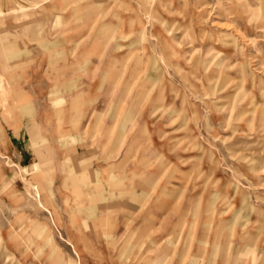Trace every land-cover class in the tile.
I'll use <instances>...</instances> for the list:
<instances>
[{
  "label": "rangeland",
  "instance_id": "rangeland-1",
  "mask_svg": "<svg viewBox=\"0 0 264 264\" xmlns=\"http://www.w3.org/2000/svg\"><path fill=\"white\" fill-rule=\"evenodd\" d=\"M149 1L153 8L172 5L192 13L203 2L214 7L218 2L189 0L185 8L179 2ZM236 4L222 2L223 9L231 8L230 13L215 8L205 21L194 16L192 31L205 33H199L197 41L203 48L194 43L196 49L192 51L190 36L183 34L188 24L180 14L173 24L167 25L170 36L176 37L172 44L193 60L218 53L235 63L240 58L239 46L248 40L243 39V23ZM95 10L102 17L84 18L85 13ZM142 10L141 0H0V264H57L51 258V249L37 236L43 228L60 264H264V136L259 135L256 116L253 120L250 115L238 118L244 109L241 72L232 66L218 79L217 95L210 97L213 102L201 100L200 94L206 89L189 86L166 65L163 45L152 35L157 30L156 20L150 22ZM113 13L124 19L138 13L146 20L144 42L135 44L132 50L145 63L147 59L158 60L165 81L175 87L173 93L157 83V91L173 96L166 97L160 111L152 114L147 103L128 115L133 92L118 104L109 94L96 91L95 83L106 70V58L112 54L123 56L129 48L121 47L115 53L109 49L98 70L92 61L85 60L83 50L92 46L100 27L97 23H114ZM259 25L264 26V19ZM251 37L255 46L248 44V53L257 58L247 66V87L264 92V28L256 29ZM216 39H224L223 46ZM71 82L73 85H69ZM221 88H226V95ZM177 92L179 97L174 98ZM182 98L184 110H180ZM226 120L229 126L223 127ZM142 129L147 130L148 136L141 134ZM209 131L220 138H211ZM136 137L145 138L140 149L127 152ZM34 150L48 163L46 174L36 181L30 178L42 169L29 155ZM86 154L105 171L100 176L103 198L107 203L118 204L113 229L110 222L102 232L79 226L78 229L69 218L76 205L70 192L80 184L70 182L66 175H79L81 171L70 158ZM240 156L254 161L263 159L258 171L252 172L247 163L238 160ZM205 157L213 162L205 163ZM143 159L150 165L145 176L153 174L154 179L152 188L145 191L149 197L147 209H160L135 214L126 228L125 204L130 200L124 190L129 189L131 181L125 177L139 170L137 164ZM207 167L215 171L210 172ZM202 171L205 178L198 177ZM165 174L170 176L168 180ZM114 178L121 185L113 186L111 191ZM206 178L213 181V188L222 194L219 196L224 202L215 208L224 209V214L210 221L202 210L181 212L179 208L189 197H193L192 204L199 199L201 205L205 203L202 189ZM132 184L133 192L140 194L143 185L137 179ZM41 187L50 195L49 206L40 194ZM53 211L58 213L60 222ZM75 212L79 215L77 223L82 225L85 215Z\"/></svg>",
  "mask_w": 264,
  "mask_h": 264
},
{
  "label": "bare ground",
  "instance_id": "bare-ground-1",
  "mask_svg": "<svg viewBox=\"0 0 264 264\" xmlns=\"http://www.w3.org/2000/svg\"><path fill=\"white\" fill-rule=\"evenodd\" d=\"M161 1H159V2H161ZM167 1H169V3H171V4H172V2L173 3H178V2L182 3L183 7H185V8L189 5V2H190L189 0H167ZM234 1H236V3H237L234 6H237L238 10H239L238 11L239 21L241 23H243V28L241 30V33L243 35V39H248L245 42V44H241L239 46L238 51H240V58H238L235 63L228 62L229 56L221 57V55H219L218 53L213 54L209 58H208L209 55H207V59L204 57H198V59L193 60L192 57L190 58V57H187V55L185 56L184 51L178 49L176 46H174L172 44L175 41L176 37L170 36L171 30H170V28H168L167 25L173 24V21L180 14L183 15V19H185L187 21V24H188L187 27L183 30V34L185 36H186V34L188 36H190V43H193V47L191 49V51H192V50L196 49L194 43H196V44L198 43L197 41L199 39V33L200 34L205 33L202 31L198 32L195 29H193V31H192V29H191L193 26L192 20H193L194 16L196 15V17L202 21V20L207 18L206 15H208L212 9H215V8L216 9H223L222 5H221L222 2H232L233 3ZM61 3H62V0H61ZM141 5L143 7V10H142L143 14L146 16L148 15L150 17V19H151L150 22H153L154 20H156L155 22L157 23L156 24L157 30L152 35L157 37L160 40L161 44L163 45L162 47H163V50L165 51L164 52V60L166 61V65L170 66L172 69V72L174 74H177L178 76H180V78H182L186 82V84H188L189 86L196 87V88L200 87V88H202V90L205 88L206 92L204 91L205 90L204 89L203 90L204 93L200 94L201 100H204V101H206V103L210 104V101H212V99H213V98L210 99V97L212 95H214V96L217 95L216 84L218 82V79L223 78L224 75H226L225 73L228 72L227 70L230 69L232 66H237L239 68L238 70L241 72V81L240 82H243L242 85L240 83L241 86L240 85L239 86L241 87V98L244 100V109L238 114V118L244 119L246 115H250V116H252L251 120H253L254 119L253 117L256 116L255 117L256 118L255 120L257 122L256 127L259 131V135L262 134L264 136V105H263L264 92L262 90L259 92H255L252 90L251 87L248 88L247 87V85H248V79L247 78L248 77L245 75V72L247 71V66L250 65L249 61L254 62L255 59L257 58L256 54H249L248 53V47L247 46H248V44H252V46H255V43H254L255 39L251 37V34L255 33V30L260 28V27L264 28V26L259 25L260 20L264 19V0H218L216 7H214L213 5L210 6L209 4L203 2V4H200V5L195 7V10L193 11V13L188 12L186 9H184L183 11L178 10V9H176L175 6L172 7V5L170 6V8L165 7V6H158L156 8H153L152 1H149V0H141ZM93 9H95V8H93ZM191 9H193V8H191ZM230 9H223V12H225V14L226 13L228 14V13H230ZM116 14L117 13L112 15V16H114V19H115L114 23H106V24H103V23L101 24V22L97 23V25H100V27H99V30H97L98 32H97L96 38L93 41L92 46L90 48L88 47V48L83 50V55H86V57H87L85 59L86 62L88 63V62L92 61L94 68L96 70H98L102 66V64H103L102 62L104 61V59L106 58L105 56L107 55L106 52L109 49L112 50V52L114 51V53H115V50L118 49V51H119V48H121V47L122 48H124V46L129 47L126 51L124 50L125 55H123V56H119L120 54L117 56L112 54L111 56L106 58L108 61H107V64L105 65V67H103L104 68L103 70H105V68H106V70L103 73V75H101L95 83L96 91L98 90V92L100 91V92H105L106 94H109V96L111 98H114V100H116L118 102V104H119L121 98L126 99L129 96V94L133 92L134 94L133 95L130 94L131 96L129 97L130 102L128 105V115H130L133 112V110L138 109L137 108L138 106H139V109H142L145 106V104H147V103L151 105L150 111L152 110L151 113L153 114L154 112L160 111L161 107L163 109L164 104L167 102L166 97L167 96L170 97L169 95H165L162 92L157 91V86H158L157 83L161 82V84H163L165 89H167L168 91L173 92V93L175 92V89H174L175 87H173V85L170 81H165V78H164L163 73H162L163 69H162V66L159 65L160 63L158 64V60H156V59L149 60V59L145 58V60L146 59L148 60V61L146 60L147 62L145 63L143 61V58L136 56V54H134V52L132 50V47L135 44L138 45V43L144 42V36L146 33V29H147V28H145L146 20L144 21L143 18L140 17L138 13H135V14H137L135 17H131V18H127V19H124L123 16H120L118 14L116 15ZM100 17H102V15L100 13H96V10L93 12H89V13L84 14L85 19H90V18L95 19V18H100ZM147 20H149V19H147ZM196 23H198V22H196ZM199 23L202 24L200 21H199ZM146 27H148V26H146ZM216 40L219 43H221L220 46H223L221 41H223L224 39H216ZM114 41H117L118 43L116 42L117 45L115 44L113 46ZM196 46L200 47L201 45L197 44ZM201 47H200V49L203 48V47L202 48ZM68 51H71V50H68ZM142 53H143V51H142ZM204 53H206V52H204ZM146 55L148 56V53H146ZM146 55L145 56L143 55V56L147 57ZM149 57H150V55H149ZM65 60L67 61L68 59H65ZM66 64H67V66H70V64L68 62ZM82 69H83L82 71L84 72V69H86V67L84 66V67H82ZM232 70L234 71V69H232ZM247 73H248V71H247ZM223 81L225 82V80H223ZM103 82L107 83L108 87H106V84L105 83L103 84ZM197 83H198V85H196ZM230 84L232 85V83H230ZM69 85H73V83L71 82V83H69ZM227 87L228 86H226V88ZM226 88H224V89L221 88V89H223V91H224ZM194 93H197V92L195 91ZM223 94H225V91L223 92ZM174 96H175L174 98H176V97L178 98L179 93L178 92L175 93ZM171 97H173V96H171ZM217 98H219V97L217 96ZM181 101H182V105L180 106V110H184L183 106H184L185 100L182 98ZM217 103H220V101ZM211 104H213V103H211ZM215 104H216V102H215ZM209 106H208V108H209ZM210 110H212V109H210ZM24 112H25V109H24ZM162 112H163V110H162ZM126 114H125L126 120H128L129 117ZM192 116L194 118H196L197 115L195 116V114H194ZM130 117L132 118V115ZM126 120H124V121H126ZM129 122H131V121L128 120V123ZM223 124H224L223 127H228L229 126L228 120H226V122ZM124 125H127V124H123V126ZM232 128H234V127H232ZM124 129H126V126L124 127ZM121 130L125 131V130H123V128ZM142 130H143V133H141V134L148 136L147 130L146 129L145 130L142 129ZM254 133H256V132H254ZM209 135L213 139H219L220 138L219 135L214 133L213 131H211V132L209 131ZM139 137H141V136H139ZM139 137H136L134 141H131V143H130L131 146L128 147L127 152H131V151H135V150L140 149V145L142 143L141 141H144L145 138L143 137V139H140ZM195 137H196V135H195ZM192 139H193V137H192ZM147 140H149V139H147ZM207 140H209V139H207ZM148 142L149 141H146L147 144H149ZM212 144H213V142H212ZM197 146H199V145H197ZM201 149H203V148H201ZM205 149L206 148H204V150ZM207 149H208V147H207ZM211 154H212V152H211ZM29 155H32L35 158L37 164L40 167L39 169H42L37 174L33 175L30 178V179H32V181H36L38 178L41 177V175H43V173L46 174L44 172V169L47 168L48 163L45 161L43 156L41 154H39L38 150H34L32 152H29ZM24 156L27 157L28 155L25 154ZM209 158L211 159L212 157L209 156ZM70 160L72 161V163H75L76 165H78L81 169V171L79 172V175H75L73 173L66 175L67 180H69L70 182L74 183L75 185L77 183L80 184V186L74 187L72 189V191L70 192V194L74 196V201L76 203V205L73 207V209L71 208V214L69 216L70 220L74 224H76L77 227L78 226L80 228L83 227L88 231L90 229H93V230L101 229V232H102V230L105 228V226L109 222H110V227L112 229L115 228V226H116L115 212H116V209L118 207V204L107 203L106 200L102 196L103 195L102 189H103L104 185H103V182L101 181L100 176L104 175L105 171L101 170L99 167H96L94 164V161L90 158V156L88 154H86V156H84V157H81V156L79 157V156L74 155V156H71ZM206 160L207 159L205 157V163H207L209 161L213 162L212 160H209V161H206ZM238 160L241 162L247 163V165H249V168L251 169V171L256 172V171H258V167H260L263 159L262 160L257 159L258 161H254V160L249 159L245 156H240ZM200 161H202V160H200ZM137 165H138L137 167L139 170H136V171L134 170V172H131L129 174V177H125V178H127L126 180L131 181L129 189L124 190V192L128 191V197L130 200L127 204H125L126 211L124 214H126V217H124L125 218L124 226L126 228L129 227L130 219L135 214H145V213L147 214V212H149V211L150 212L151 211H158L160 209L159 208L157 210V207L154 208L153 210H151V208H150V210L147 209V202H148L149 197L147 198L148 195L146 194L145 191L150 190L152 188L153 182H154V179L152 176L153 174H151V176L149 175L147 177L144 174L145 170L148 169L150 166L148 164V160L146 161L145 159H143ZM37 166H35L36 169H37ZM161 167L162 166L160 165L159 168H161ZM22 168H24V167H22ZM207 169H208V167H207ZM208 170L210 172L213 171L212 167H210ZM207 172L205 173V175H207ZM198 177L199 178L204 177L203 171H202V173L200 172ZM125 178L123 180H125ZM164 178L169 179L170 176L165 174ZM135 179H137L138 182H140L143 185L140 194L133 192L134 189L132 186L133 185L132 181H134ZM115 180H113L111 182V185H110L111 191H112L113 186L119 187L121 185L120 181H118V180L115 181ZM206 181H207V183L203 185V189H202L203 190L202 194L204 193L206 195V198H207L205 203L203 205H201V201H200L201 199H199V202H197L196 204L195 203L192 204L193 203V197H189L187 199V201L184 203L183 207L179 206V208L180 209L182 208L181 212L182 211L183 212L189 211L191 209H195L196 211L202 210L203 214L206 215V219H208V221H210V220H212V218L214 216L221 215L224 212V209H222V210L220 209L219 211L215 210L216 207L220 208V204H221V202H223V200H222L223 196L220 197L222 194L216 193L217 191L213 188L214 187V184L212 183L213 181L208 180L207 178H206ZM204 183H205V181H204ZM111 191H110V194H111ZM171 193H173V192H171ZM40 194L43 197L46 204L49 206L51 204V198H50V195L48 194V191L46 192V190L43 189V187H41L40 188ZM219 194H221V195L219 196ZM224 201H225V199H224ZM161 209H163V208L161 207ZM227 209H230V207ZM75 210L76 211H82L86 217V220L83 222L82 225L77 223V219H78L79 215L77 212H75ZM53 213H54L55 219L58 222H60V217H59L58 213L55 211H53ZM16 219H18V218H16ZM17 221H19V220H17ZM179 223H181V221H179ZM208 224L210 225V223H208ZM79 227H78V229H79ZM206 227H209V226H206ZM34 228L38 229V226H37V228H36V226ZM80 231H82V229ZM83 232H85V231H83ZM34 235H36V234L34 233ZM37 236H38L40 242H44L46 245H48V248L51 249V251H52L51 252L52 253L51 258L53 257V259L55 260L54 263L60 264V263H58L60 261H58V256H56L57 254H54L56 252V249L54 246H52L50 244L51 240L46 235V230L44 228L41 229L38 232ZM243 237H244V235H243ZM83 239H85V238L83 237ZM18 243L19 242H17V244ZM88 253H90V252H88Z\"/></svg>",
  "mask_w": 264,
  "mask_h": 264
}]
</instances>
